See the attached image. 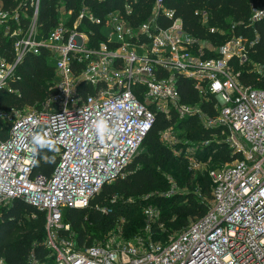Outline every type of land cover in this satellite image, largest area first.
<instances>
[{"label": "built area", "instance_id": "1", "mask_svg": "<svg viewBox=\"0 0 264 264\" xmlns=\"http://www.w3.org/2000/svg\"><path fill=\"white\" fill-rule=\"evenodd\" d=\"M159 11L171 19L169 26L156 24ZM123 12L94 18L83 9L68 23L70 11L61 9L38 36L34 17L23 26L15 9H0V93L17 94L14 73L26 55L46 48L54 60L55 80L41 101L0 109V206L21 199L44 214L47 253L42 261L29 255L27 264H264V89L243 84L234 69L247 60L253 41L230 37L203 48L162 0H154L150 15L136 25L125 16L130 5ZM263 15L264 9L253 10L251 22ZM83 18L106 30L96 42L78 30ZM177 77L188 79L200 100L212 101L211 113L181 102ZM155 113L199 118L205 128H217L239 157L207 170V209L180 231L152 241L158 210L146 207L140 236L124 238L119 220L89 243H78L63 210L106 213L90 200L123 176ZM98 118L116 128L103 142L94 128ZM45 134L57 159L48 176L34 171L41 148L33 137Z\"/></svg>", "mask_w": 264, "mask_h": 264}, {"label": "trees", "instance_id": "2", "mask_svg": "<svg viewBox=\"0 0 264 264\" xmlns=\"http://www.w3.org/2000/svg\"><path fill=\"white\" fill-rule=\"evenodd\" d=\"M153 1L36 0L35 4V0H0V9H15L23 26L34 17L36 34L40 36L57 21L61 9L64 13L70 11L68 23H71L83 9L94 18H102L111 11L124 14L123 7L130 5L131 12L125 16L130 24L136 25L149 16ZM162 4L173 12L174 18L180 20L183 30L195 38L211 43H216L218 39V45L230 37L252 40V44L247 46V59L257 65L264 64V15L252 22L250 19L253 10L264 9V0H162ZM203 13L205 24L201 22ZM226 18L234 22L232 27L225 21ZM155 22L159 27L165 28L169 26L171 19L159 11ZM215 26L226 28L225 33L218 32ZM81 28L88 33L92 42H96V39L106 32L101 25L90 23L85 18L79 23L78 30ZM210 28L215 31L210 32ZM53 67L54 60L49 49L41 48L38 54L26 55L17 66L12 82L18 92L0 93V109L35 106L48 94V87L55 80ZM234 69L240 73L243 84L252 89H264V76L256 80L257 75L246 69L243 64ZM175 85L182 103L198 104L202 109L212 112V101L200 100L188 79L177 77ZM175 119V114H171L167 119L162 113H155L154 122L141 142L143 150L133 157L137 165L128 167L122 177L104 184L92 197L90 205L97 204L105 208L106 213L93 207L63 210V222L75 233L78 243H89L94 237H99L111 229L120 219L123 221V237H132L144 226L142 210L146 207H155L158 210L157 220L150 226L151 237L155 240H163L168 235L180 231L187 224V218L194 219L205 212L208 203L196 194L210 199V180L207 174L198 173L192 177L185 161L176 158L172 149L159 136L160 131ZM187 121L189 125H193V117L187 118ZM212 132L217 133V130L194 131L197 137L202 138ZM193 140L197 141V138ZM211 145L215 150L209 149L207 155H210L214 162L227 163L238 157L223 143L212 142ZM40 156L34 171L48 176L53 171L57 159L49 148L47 151L41 148ZM49 157H54L55 162L48 163ZM167 176H170L184 193L159 195V192L170 188L171 183L168 182ZM0 207V259L5 264H27V258L31 255L42 261L47 253L43 243V212L21 199H13L8 206ZM157 226L162 229L159 230Z\"/></svg>", "mask_w": 264, "mask_h": 264}, {"label": "rangeland", "instance_id": "3", "mask_svg": "<svg viewBox=\"0 0 264 264\" xmlns=\"http://www.w3.org/2000/svg\"><path fill=\"white\" fill-rule=\"evenodd\" d=\"M31 1H34V0H31ZM23 14L24 13H22V15ZM225 21L228 24H230V27L233 26L234 22L231 21L229 18H226ZM201 22L204 24L206 23L204 13L202 14ZM215 27H216V29H218V32L225 33V31H226V28H222L219 26H215ZM81 30H83V28H81ZM214 31H215V29H214ZM219 42L220 41H218V39H217L216 43L215 42L211 43L208 40H202V43L200 45L203 48L212 47L214 49L219 44ZM50 53L52 54V52H50ZM208 54H211V52H209ZM243 65H245L246 69H248L249 71H251L252 73L257 75L256 80H260L264 76V64L257 65L255 63H251L249 61V59H247L243 63ZM25 107H28V106H25ZM20 109H24V107H21ZM192 117L194 120L193 125H189V123L187 121V118H189L188 116L179 117L178 115L175 114L176 119L171 124H169L166 128L161 130L160 134H159L161 140H163L172 149L173 155L176 158H180L181 160L185 161L187 169L193 175L192 177H195L198 173L206 175L207 170L210 168L222 167V166H225V165L233 162L234 160L229 161L227 163H219V162L212 161L210 155H207L209 149H211V151L215 150L214 148H212L213 146L211 145V143L213 142L216 144L217 143L225 144L222 140L223 135H221L219 133V130L217 128H205L203 126L202 121L199 118L194 117V116H192ZM196 129H205V130H214L215 129V130H217V133L212 132V133H209L206 138H202V137L196 136V134L194 133V131H196ZM194 138H197V141H194L193 140ZM225 146L228 147L226 144H225ZM142 150H143V147H142V144H140L137 151L135 152V154L142 151ZM134 155L132 156V158L129 160L128 164L124 168L123 175L128 171V167L133 168L137 165V163H135L133 161ZM238 157H239V155H238ZM167 180H168V182L171 183L170 188L167 191L165 190V191L159 192L158 193L159 195L170 196L171 194H173L175 192L184 193L183 192L184 190L181 187L176 186L175 183L172 181V178L170 176H167ZM194 192H195V194L197 193V191H194ZM196 196H198L201 199H204L207 203L209 201V199H205L199 194L198 195L196 194ZM189 220H191V219L187 218V223L189 222ZM122 222L123 221L121 220V227H122ZM113 227H115V225ZM157 227L159 230L162 229L161 226H157ZM140 235L141 234L139 231V232L133 234L132 238L140 236ZM151 239H152V241L155 240V238H153V236L151 237ZM0 264H5L2 259H0Z\"/></svg>", "mask_w": 264, "mask_h": 264}, {"label": "clouds", "instance_id": "4", "mask_svg": "<svg viewBox=\"0 0 264 264\" xmlns=\"http://www.w3.org/2000/svg\"><path fill=\"white\" fill-rule=\"evenodd\" d=\"M94 128L97 134V137L100 139L101 142H103L107 136L114 135L116 132V128L114 126H111L109 122L103 118H98L94 124ZM46 134L44 136L42 135H35L33 137V142L35 145H39L40 148L47 147L49 150L56 151V148L54 146V142L50 141L45 138ZM35 152V148L33 149ZM48 163H54V157L47 158Z\"/></svg>", "mask_w": 264, "mask_h": 264}, {"label": "water", "instance_id": "5", "mask_svg": "<svg viewBox=\"0 0 264 264\" xmlns=\"http://www.w3.org/2000/svg\"><path fill=\"white\" fill-rule=\"evenodd\" d=\"M38 130H39V128H38Z\"/></svg>", "mask_w": 264, "mask_h": 264}]
</instances>
